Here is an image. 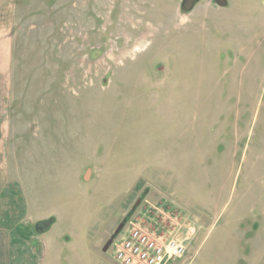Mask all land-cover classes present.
<instances>
[{"label":"rangeland","instance_id":"374dc122","mask_svg":"<svg viewBox=\"0 0 264 264\" xmlns=\"http://www.w3.org/2000/svg\"><path fill=\"white\" fill-rule=\"evenodd\" d=\"M0 224L11 264H121L137 227L264 264L263 0L0 3Z\"/></svg>","mask_w":264,"mask_h":264},{"label":"built area","instance_id":"2783aa9c","mask_svg":"<svg viewBox=\"0 0 264 264\" xmlns=\"http://www.w3.org/2000/svg\"><path fill=\"white\" fill-rule=\"evenodd\" d=\"M114 257L121 264H171L186 254V244L177 239L163 241L141 228H134L116 240Z\"/></svg>","mask_w":264,"mask_h":264},{"label":"crops","instance_id":"0c3cea01","mask_svg":"<svg viewBox=\"0 0 264 264\" xmlns=\"http://www.w3.org/2000/svg\"><path fill=\"white\" fill-rule=\"evenodd\" d=\"M3 5L14 4L15 0H0ZM12 234L10 229L0 224V264H11Z\"/></svg>","mask_w":264,"mask_h":264},{"label":"water","instance_id":"95a60500","mask_svg":"<svg viewBox=\"0 0 264 264\" xmlns=\"http://www.w3.org/2000/svg\"><path fill=\"white\" fill-rule=\"evenodd\" d=\"M263 4H264V0H263ZM119 229H121V228H119ZM112 241H113V239L110 240V243H112ZM110 243H109V244H110ZM109 244H108V245H109ZM108 245H107L106 247H108ZM105 249H107V248H105Z\"/></svg>","mask_w":264,"mask_h":264}]
</instances>
